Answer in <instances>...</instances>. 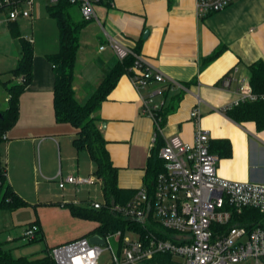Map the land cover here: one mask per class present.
<instances>
[{
    "label": "crops",
    "instance_id": "crops-1",
    "mask_svg": "<svg viewBox=\"0 0 264 264\" xmlns=\"http://www.w3.org/2000/svg\"><path fill=\"white\" fill-rule=\"evenodd\" d=\"M94 7L98 19L88 21L80 32L74 79L80 100L119 59L108 35L134 48L147 64L175 81L168 84L152 80L137 90L126 70L102 102L98 110L100 126L111 159L119 168V185L132 189L144 185L152 150L171 135L193 141L191 110L197 104L202 113L200 125L208 131L210 143L217 139L230 142L229 155L216 153L218 174L231 180L264 182V129H258L253 121H235L226 112L239 97V80L245 78L250 84V64L264 60V0H236L203 16L197 11L196 0H101ZM72 8L82 16L76 6ZM36 12L40 14V7L33 2L32 18L22 17L28 31L23 26L21 32L33 37V45L42 25ZM7 33L8 21L0 20V40ZM220 46L225 47L224 52L204 66L203 59ZM58 47L59 32L58 42L49 48L43 44L34 47L33 79L20 96L19 118L2 143L7 178L23 197L27 184L37 187L40 173L54 175L57 170V165L51 166L46 158V146H51L56 161L59 157L61 168L52 177L58 185L70 174L88 176L94 172L89 152L73 145L77 129L55 118L54 66L46 54ZM20 54L0 53V73H6L1 75L2 80L12 78L7 71L16 65ZM225 75L232 78L227 88L222 86ZM19 79L15 77L14 81ZM144 98L149 105L167 107L160 128L148 114ZM7 103V91L0 84V107ZM87 186L67 183L65 187L59 185L54 194L61 198L57 200L60 204L85 205L90 199ZM42 197L47 195L39 199ZM38 225L43 230L40 221ZM7 240L13 238L8 235Z\"/></svg>",
    "mask_w": 264,
    "mask_h": 264
},
{
    "label": "built area",
    "instance_id": "built-area-1",
    "mask_svg": "<svg viewBox=\"0 0 264 264\" xmlns=\"http://www.w3.org/2000/svg\"><path fill=\"white\" fill-rule=\"evenodd\" d=\"M71 1L79 3L85 20L98 19L94 5L101 0ZM234 1L196 0V8L203 16L224 9ZM33 2L0 0V9H8L6 21L20 16L32 18ZM26 37L34 42L33 37ZM108 41L119 59L128 55L134 57L129 72L137 90L152 80L175 83L147 64L134 48L122 44L112 35H108ZM231 80V76L225 75L222 86L229 87ZM257 98L259 95L252 86L241 78L239 97L228 108ZM144 101L148 114L160 128V118L156 116L158 107L146 103L145 98ZM201 115L197 104L191 110L195 123L193 141H185L174 134L160 147L159 155L165 167L157 174L152 189L144 184L127 203L111 205L113 213L136 221L141 227L93 233L103 237V244L92 243L91 234L55 245L49 253L56 264H100L104 249L111 253L108 264H140L159 252H170L182 258L184 264H264V224L241 222L239 218L245 209L264 212V182L231 180L218 174V155L211 151L209 133L200 125ZM101 182L93 172L88 176L70 174L61 178L59 185H101ZM90 202L96 209L104 205L97 199ZM61 206H65V202ZM39 229L38 223H31L25 228L24 235L32 239ZM112 239L117 243L116 248Z\"/></svg>",
    "mask_w": 264,
    "mask_h": 264
},
{
    "label": "trees",
    "instance_id": "trees-1",
    "mask_svg": "<svg viewBox=\"0 0 264 264\" xmlns=\"http://www.w3.org/2000/svg\"><path fill=\"white\" fill-rule=\"evenodd\" d=\"M21 1V0H19ZM76 6L79 11V3L71 0H56L47 5L49 13L55 18L59 30V47L54 52H49L46 57L53 63L54 82V110L57 122H65L73 125L77 131L73 137V145L77 150H87L94 162V173L101 178V190L104 197V205L100 209L90 206L65 203L71 206L72 213L82 218L97 221L92 230L93 233L105 234L127 227H141L136 221L126 219L122 215L115 214L110 207L113 204H125L132 197L136 189L121 187L119 185V168L110 156L107 139L103 135L100 122L102 120L98 110L102 102L108 97L111 90L117 84L121 74L129 70L134 61L132 55L124 59H116L105 69V74L99 84L90 90L84 100L76 96L74 88L75 66L80 45V32L87 24L83 16H78L73 10ZM11 35L18 38L21 44V54L16 65L7 71L12 78L2 80L0 84L6 89L8 103L0 109V211L3 209L15 210L28 205V201L20 195L7 178V161L2 149L6 133L15 125L19 118L20 96L33 79L34 45L21 32L18 20L8 21ZM225 50L224 46L215 49L203 59V65H207L219 57ZM20 78L14 81V78ZM250 84L254 92L259 95L255 100H245L237 105L227 108V114L238 122L253 121L258 129H264V60H257L250 64ZM167 107L162 106L156 110V116L163 125ZM162 145L159 143L152 150L146 169L145 184L152 189L157 174L164 170V160L159 155ZM211 151L220 156L230 154V142L227 139L211 141ZM241 222L264 224V212L257 209H245L240 214ZM33 221L31 223H38ZM235 222V221H232ZM232 222L230 224H232ZM30 223V224H31ZM226 225L225 228H228ZM224 228V226L222 227ZM40 228L35 237H40ZM166 235H170L166 233ZM50 251V250H49ZM49 251L42 256L14 255L11 248L5 247L0 241V264H56ZM140 264H184L182 258L170 252H159L150 258H146Z\"/></svg>",
    "mask_w": 264,
    "mask_h": 264
},
{
    "label": "rangeland",
    "instance_id": "rangeland-1",
    "mask_svg": "<svg viewBox=\"0 0 264 264\" xmlns=\"http://www.w3.org/2000/svg\"><path fill=\"white\" fill-rule=\"evenodd\" d=\"M50 0H34L35 6L40 7V14L36 12L37 21L42 24L39 32L36 34V43L50 47L53 43L58 42V26L54 17L49 13L47 5ZM8 9H0V20L6 23ZM25 20L20 17V29L24 28L28 31ZM30 30V29H29ZM40 43H39V42ZM39 43V44H38ZM21 53V44L18 38H13L10 33L6 37H1L0 53ZM5 106V105H4ZM3 105L0 109L5 108ZM46 158L51 166L57 165L55 174L59 171L60 161L54 157L51 146L45 147ZM54 174V175H55ZM54 175L42 174L39 176V183L26 185V196L28 205L17 208L15 210L3 209L0 211V241L5 247L11 248L14 255L42 256L46 254L53 246L76 239L80 236H90L92 230L97 225V221L82 218L72 213L69 204L61 206L58 202L61 198L55 196V192L59 189L58 181L53 180ZM86 194L90 196L89 201L84 202V206L94 208L90 202L91 199L103 200V193L99 183H93L87 186ZM39 189V190H38ZM46 194L47 197L40 198V195ZM58 200V201H57ZM68 201V200H67ZM72 201V200H71ZM39 220L42 223V233L37 239H29L24 235L25 228L33 221ZM10 235L13 240H7ZM113 246L116 248L117 243L112 239ZM181 259L180 257H177ZM111 259L109 249H104L100 258V264H108Z\"/></svg>",
    "mask_w": 264,
    "mask_h": 264
},
{
    "label": "water",
    "instance_id": "water-1",
    "mask_svg": "<svg viewBox=\"0 0 264 264\" xmlns=\"http://www.w3.org/2000/svg\"><path fill=\"white\" fill-rule=\"evenodd\" d=\"M105 126V123H103V127ZM90 241L92 243H99V244H103L104 243V239L101 235L99 234H93L90 237Z\"/></svg>",
    "mask_w": 264,
    "mask_h": 264
}]
</instances>
